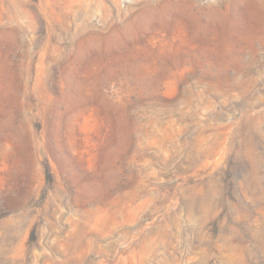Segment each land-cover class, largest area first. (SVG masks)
Returning a JSON list of instances; mask_svg holds the SVG:
<instances>
[{"label": "rangeland", "instance_id": "obj_1", "mask_svg": "<svg viewBox=\"0 0 264 264\" xmlns=\"http://www.w3.org/2000/svg\"><path fill=\"white\" fill-rule=\"evenodd\" d=\"M111 4L0 0V264H264V0Z\"/></svg>", "mask_w": 264, "mask_h": 264}, {"label": "bare ground", "instance_id": "obj_2", "mask_svg": "<svg viewBox=\"0 0 264 264\" xmlns=\"http://www.w3.org/2000/svg\"><path fill=\"white\" fill-rule=\"evenodd\" d=\"M109 1L112 2L111 5L116 7L118 3H120V1L122 0H109ZM183 21L184 22L180 26V36H179L182 38L181 41L187 42L186 44L187 51L184 52L183 54L186 57L193 56L194 58L198 59L201 63L200 66L198 65L199 66L198 68L201 71H209L212 68V66L210 65V60L212 59V57L217 56L218 54H223L226 51L227 42H228L227 39H225L224 42L221 43L219 39L222 36L220 37V35L218 34V26L216 25V23L212 22L207 18L206 19L198 18V20H191L189 16H186L184 17ZM219 32H220V28H219ZM183 38H185L186 40H183ZM215 44H219V46L213 47V45Z\"/></svg>", "mask_w": 264, "mask_h": 264}]
</instances>
